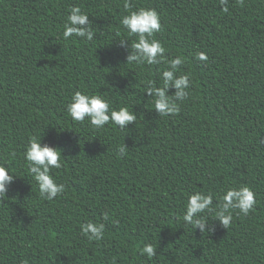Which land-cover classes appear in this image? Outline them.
Masks as SVG:
<instances>
[{"label": "trees", "instance_id": "trees-1", "mask_svg": "<svg viewBox=\"0 0 264 264\" xmlns=\"http://www.w3.org/2000/svg\"><path fill=\"white\" fill-rule=\"evenodd\" d=\"M73 6L92 41L63 38ZM141 7L159 13L167 59L184 57L177 75L191 73L175 115L145 93L167 65L127 64L137 37L120 21ZM78 90L136 121H73ZM33 137L62 152L52 175L65 190L51 201L28 172ZM0 162L16 176L0 202V264H264V0H229L227 12L219 0H0ZM241 185L255 193L248 215L233 210L225 228L209 213L205 233L184 223L189 194L213 193L218 208L215 197ZM88 221L105 224L102 240L81 233ZM148 243L151 259L140 255Z\"/></svg>", "mask_w": 264, "mask_h": 264}, {"label": "clouds", "instance_id": "clouds-1", "mask_svg": "<svg viewBox=\"0 0 264 264\" xmlns=\"http://www.w3.org/2000/svg\"><path fill=\"white\" fill-rule=\"evenodd\" d=\"M229 0H219L223 11H228ZM243 6L244 0H238ZM128 7V5H125ZM70 14L63 25V38L67 41L71 37H78L92 41L95 32L91 28L89 15L82 12L79 6L70 8ZM130 36L137 39L131 43L132 51L127 55V64L158 65L162 62L167 68L161 73L162 85L157 86L156 82L149 79L145 81V93L154 97V109L160 116L177 114L180 110L177 101L186 99L189 95L188 89L191 84V73L180 72V66L185 63L183 56H176L167 59L166 49L163 44L155 38V33L161 30L160 15L155 9L141 7L134 11H129L120 21ZM121 40V46H124ZM197 60L207 61L208 56L204 52L196 53ZM174 87L176 92L173 96L168 95V89ZM67 112L71 119L76 122H85L96 129H101L108 124L118 126L121 130L127 125L136 121V115L126 106L115 108L111 102L103 95L92 94L86 91H75L67 105ZM126 154L125 145L117 147V156L123 157ZM62 152L60 149L42 144L41 138L33 137L25 151V160L28 164V172L38 185L41 197L51 201L59 194L63 193L65 186L56 181L52 175L53 169L62 166ZM16 176L6 163L0 162V202H4L7 197L8 186L11 185ZM219 201V206L214 207V194L195 191L189 194L183 221L186 225L199 227L202 233L207 230V214H213L215 220H219L227 228L232 219L233 210L238 209L243 215H248L254 210L256 204L255 193L246 185L239 187H227L222 194L215 197ZM104 218L108 219V213H104ZM81 233L89 241L102 240L105 234V224L88 221L81 225ZM140 255H146L149 259L157 255L156 246L148 243L140 249Z\"/></svg>", "mask_w": 264, "mask_h": 264}]
</instances>
